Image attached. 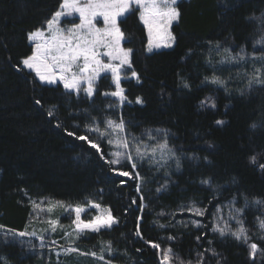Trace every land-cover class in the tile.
<instances>
[{
    "label": "trees",
    "instance_id": "1",
    "mask_svg": "<svg viewBox=\"0 0 264 264\" xmlns=\"http://www.w3.org/2000/svg\"><path fill=\"white\" fill-rule=\"evenodd\" d=\"M58 4L59 0H0V224L24 230L30 219L29 198L50 197L82 203L91 197L103 208H110L120 223L111 231L87 234L80 241L82 249L112 240L116 247L127 248L131 258L118 256L116 264H159L156 250L132 234L136 217L140 215L137 206L131 205L136 195L134 182L120 185L107 165L85 150V144L66 136L63 128L55 127L59 120L74 131L76 129L71 126L79 123L82 130L86 119L83 109L89 108L92 115L102 118L101 109L114 100L99 94L94 102L81 95L79 100L74 94L69 98L60 85H42L32 73L13 67L31 54L27 33L41 27ZM177 7L181 16L179 22L171 26L176 42L169 49L150 54L145 51L146 35L138 21V13L123 19L122 29L132 37L131 43L125 46L134 49L131 71L136 70L141 80L139 83L136 80L121 82L129 102L114 111L117 116L122 111L127 120L138 123L140 127L133 129L137 133L145 127L170 130L172 145L185 156L200 157L199 160L183 158L179 171L173 165L172 183L159 199L155 198L154 189L156 182H163V173L144 187L151 201L141 222L144 239L159 243L162 248L171 246L176 254L187 260L194 259L195 237L206 229H197L191 224L187 228L160 229L153 224L158 212L172 211L189 199L208 204L213 190L199 182L208 176L212 177L213 187L219 186L222 195H217L206 217H192L185 212L178 214L177 220L197 219L210 229L216 203L223 206L237 193H246L249 198H264V172L259 168L264 163V126L255 130L249 127L253 122L264 125V87L245 91L241 96L240 90L246 89V81L236 78V70L227 67L216 73L224 79L232 75L227 91L201 83L205 75L212 74V69L205 65V57L220 58L208 51V41H220L224 46L246 45L248 52L254 51L253 41L259 32L255 30L256 22H249L245 17L252 13L261 15L264 0H180ZM189 49L194 54L188 55ZM182 80L191 88L185 89ZM112 89L107 78L98 80L100 93ZM137 96L143 99L142 105L135 103ZM208 96L215 100V108L200 106V101ZM37 98L41 99V105L35 104ZM52 105L58 107L54 118H49L47 110ZM70 109L74 113L72 116ZM217 120L224 123L217 125ZM253 155L256 164L250 162ZM203 157H208L209 162ZM147 167L145 164L143 171L151 176ZM242 204L241 198L236 206ZM223 211L227 215L226 207ZM258 214L256 208H250L245 214L246 226L250 234L255 233L253 242L260 249L254 260L249 258V249L244 243L231 238L220 239L210 231L201 243L207 247V240H214L222 264H264V240L258 239L260 233L255 225ZM158 219L160 223L169 222L166 216ZM168 235L177 236V239L169 241ZM137 248L142 251L136 252ZM37 252L22 249L19 244L0 242V256L6 257L8 264H44ZM68 264L98 262L71 258ZM208 264H216V258L208 257Z\"/></svg>",
    "mask_w": 264,
    "mask_h": 264
},
{
    "label": "snow or ice",
    "instance_id": "2",
    "mask_svg": "<svg viewBox=\"0 0 264 264\" xmlns=\"http://www.w3.org/2000/svg\"><path fill=\"white\" fill-rule=\"evenodd\" d=\"M177 4L178 0H59L58 8L45 19L44 24L27 33V39L31 43V54L21 58L19 64L13 67L17 71L27 69L34 72L41 84L62 85L69 98L75 94L79 100L81 93L89 102H94L97 94L106 99L114 98L112 103L101 109L104 113L102 118L92 115L89 108L83 109L86 119L82 130L79 123L71 126L76 129L74 131L65 127L59 120L55 127L63 128L66 136L85 144L87 146L85 150L103 161L108 171L119 179L120 185H126L128 181L134 182L136 195L131 199V205L137 206L140 215L136 217V226L132 234L156 250L159 264H208V257H215L216 264H222L220 253L214 247V240L208 239L207 247L201 243L208 231L220 239L231 238L238 243H244L249 249V258L254 260L260 249L258 244L253 242L255 233L250 234L246 226L245 214L250 208H256L259 213L255 216L256 230L260 233L258 239L264 240V198H249L246 193H237L223 206L216 203L211 215L210 229L197 219L189 221L176 219L178 214L182 215L185 212L192 217H206L210 211L209 206L213 205L217 195H222L219 186L213 187L210 176L202 177L199 181L202 186L213 190L214 195L208 200V204L189 199L172 211L161 210L153 220V224L160 229L177 226L187 228L189 224L197 229L204 227L206 231L195 237L194 259L184 260L171 246L162 248L159 243L146 240L142 235L143 214L151 203L145 195V185L155 182V177L163 173V182H156L157 186L154 189L155 198L159 199V195L167 192L172 183L173 165L179 171L183 158L199 160L200 157L195 154L185 156L172 145L170 130L145 127L137 133L133 129L140 127L138 123L134 124L127 120L122 111L118 116L115 114L116 108L122 109L125 103L129 102L121 85L122 79H128V76L126 74L122 76V71L125 68H133L134 54L133 48L125 46L131 43L132 37L121 25L128 15L138 13L139 22L147 31L146 51L151 53L153 49L171 48L176 42V37L169 29L174 22H179L181 16ZM74 14L78 16L79 23L70 21L68 25L62 24V18L72 17ZM100 19L103 21L102 27L97 26ZM245 19L256 22L255 30L259 32L258 38L253 41L254 51L248 52L246 45L224 46L220 41H208V51L214 52L220 58L205 57V65L212 69V74L205 75L202 84L215 85L227 91L228 84L233 79L232 75L224 79L216 74L227 67L229 70H236V78L246 81V89L240 90L241 96L245 91L250 92L254 88L264 87V47L259 49V54L256 50L257 46H264V12L259 16L255 13L249 14ZM192 54H194L192 49H189L188 55ZM106 73L111 75L114 90L100 93L98 80ZM131 78L137 83L141 80L134 69L131 71ZM182 84L185 89L191 88L186 80H182ZM135 103L142 105L144 101L137 96ZM35 104L41 105V99H35ZM200 106L215 108V100L208 96L200 101ZM57 107L58 105H52L48 108L49 118H54ZM69 115H74L71 109ZM215 123L222 125L224 121L217 120ZM260 126L264 125L257 122L249 125L252 130ZM203 160L209 162L208 157H203ZM250 162L256 164L255 155L250 157ZM145 164L151 176L144 173ZM259 168L264 172V163L260 164ZM100 192L102 193L103 189ZM241 198L243 204L237 207ZM28 203L31 207L30 222L25 225L24 230L0 224V242L3 244H19L22 249L29 252L46 249L48 255L41 257L44 264H68L71 258L91 259L98 264H116L118 256L131 259L128 249L116 247L112 240L100 241L98 246L94 245L86 250L79 246L87 234L111 231L120 223L110 208L101 211L102 205L91 197H87L82 203L65 202L50 197L41 198L39 201L29 198ZM225 207L228 209L227 215L223 211ZM57 208L62 209L63 214L70 219L69 225L61 224L60 216H53ZM91 209L97 210V214L84 219V215ZM125 211L127 212V209ZM165 216L169 218V222L160 223L158 217ZM32 221H39L45 227L29 230ZM58 232L59 239L55 238ZM166 239L175 241L177 236L168 235ZM34 240L39 243H34ZM141 251L140 248L136 249V252ZM0 264H8L7 258L0 256Z\"/></svg>",
    "mask_w": 264,
    "mask_h": 264
},
{
    "label": "rangeland",
    "instance_id": "3",
    "mask_svg": "<svg viewBox=\"0 0 264 264\" xmlns=\"http://www.w3.org/2000/svg\"><path fill=\"white\" fill-rule=\"evenodd\" d=\"M180 0H178V2H179ZM137 16H138V14H137ZM70 21H74V22H76V23H79V18H78V16H76L75 14L72 16V17H67V18H62V24L63 25H68L69 24V22ZM138 21H139V19H138ZM140 23V22H139ZM174 23H176V22H174ZM173 23V24H174ZM141 24V23H140ZM142 25V24H141ZM97 26L98 27H102L103 26V21H102V19H100V20H98V23H97ZM142 27H143V25H142ZM144 28V27H143ZM170 31H171V28L169 29ZM144 31H145V35H146V45H147V40H148V37H147V31H146V29H144ZM28 40V39H27ZM28 43H29V45L31 46V43L28 41ZM261 47H264V46H257V54H259V49L261 48ZM163 49H169V48H164V47H161V48H159V49H153V51L152 52H155V51H159V50H163ZM145 51H146V46H145ZM151 52V53H152ZM146 53H148V54H150L149 52H147L146 51ZM106 59V58H105ZM21 67H22V65H21ZM24 70H26L27 72H30L29 70H27V69H24ZM30 73H32L33 74V76L35 77V73L34 72H30ZM127 75L128 76V79H122V81H127V80H135V79H132L131 78V69H127V68H125L123 71H122V76L123 75ZM102 77H105V78H107L108 80H109V82H110V84H111V75H110V73H106V74H102L101 75V78ZM36 78V77H35ZM36 80L40 83V81L38 80V78H36ZM121 81V82H122ZM41 84V83H40ZM42 85H47V86H55V85H48V84H42ZM57 85H59V84H57ZM112 85V84H111ZM61 87H62V85H60ZM112 90H114V85H112ZM62 89H63V87H62ZM64 90V89H63ZM75 95V94H74ZM81 96H84V94L83 93H81L80 94ZM85 97V96H84ZM110 99H112V100H114V98H110ZM40 199H37V201H39ZM104 209H106V208H103L102 207V209H101V211H103ZM97 214V210H95V209H91V210H89L85 215H84V219H89L90 217H92V216H94V215H96ZM53 216L55 217V216H60L61 217V220H60V222H61V224H64V225H69L70 224V219L67 217V215H65V214H63V210L62 209H59V208H57L56 210H55V212H54V214H53ZM29 222H30V219H29ZM28 222V223H29ZM42 227H45V225H43L42 223H40L39 221H32L31 222V227L29 228V230H32V228H35V229H37V230H39L40 228H42ZM233 227H235V224L233 223ZM57 234H60L59 232L57 233ZM56 234V235H57ZM34 242H36L37 244L39 243L38 241H35L34 240ZM61 243H63V241H60ZM37 254H39V256H41V257H46L47 255H48V252H47V250L46 249H43V250H40V249H38V252H37ZM54 259V258H53Z\"/></svg>",
    "mask_w": 264,
    "mask_h": 264
}]
</instances>
